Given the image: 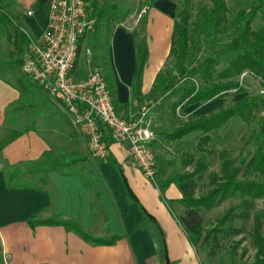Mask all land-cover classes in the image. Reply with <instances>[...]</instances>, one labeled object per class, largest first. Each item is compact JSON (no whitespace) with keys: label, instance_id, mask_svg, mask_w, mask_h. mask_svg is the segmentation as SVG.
I'll return each mask as SVG.
<instances>
[{"label":"crops","instance_id":"0c3cea01","mask_svg":"<svg viewBox=\"0 0 264 264\" xmlns=\"http://www.w3.org/2000/svg\"><path fill=\"white\" fill-rule=\"evenodd\" d=\"M45 1H48L49 8L50 0ZM13 7L17 8L15 4ZM48 8L40 24L41 32L47 24ZM28 9L33 12V19L27 21V16L26 23L31 26L34 22H40L37 18L38 9L32 4ZM170 9L164 5L162 13L154 9V15H150L153 21L148 27L150 40L145 38L149 56L139 94L132 90L136 54L134 32L116 28L110 36L109 65L113 74L111 94L116 109L124 116L131 113L125 112L130 100L144 98L153 89L155 77L169 56L175 19L169 25L164 12H170ZM119 30L125 31V34ZM115 33V53L127 45L125 47L130 56L122 59V62L130 61V66L121 65L120 57L114 58V61L112 59ZM164 37L166 46L158 54L156 47ZM5 87L4 80L0 78V264L200 263L177 221L175 209L180 214L184 208L179 202L182 194L174 183H169L165 189V195L176 203L175 209H172L167 205L166 197L163 202L157 197L155 182L142 174L128 152L127 143L110 139H107L108 155L114 161L113 164L105 159L92 158L86 153L88 147H84L83 155L88 158L79 164V169L90 186H86L77 174H64L58 169L47 173L37 171L35 168L40 165L43 154L46 151H50L51 155L55 152L51 136L60 134L58 136L61 138L72 141L76 138L75 133L70 129V134H62V130L73 127L64 117L61 126L49 120L52 126L48 129L34 126L10 130L5 124V110L15 100L16 89L11 88L13 93L7 96L8 89ZM82 134L78 136L83 137ZM6 165L20 168L16 182L37 184V187L8 186L4 170ZM42 178L45 183L40 182ZM33 215L40 219L56 216L75 220L93 237L105 241L117 238L113 242L95 244L62 225L32 226L28 220Z\"/></svg>","mask_w":264,"mask_h":264},{"label":"trees","instance_id":"16d2710c","mask_svg":"<svg viewBox=\"0 0 264 264\" xmlns=\"http://www.w3.org/2000/svg\"><path fill=\"white\" fill-rule=\"evenodd\" d=\"M86 1L94 9L97 23L100 18L107 16V6L98 7L96 1ZM206 1L209 4L206 15L194 18L193 21L192 0H181L170 39L169 56L173 59V65L169 70L159 71L155 77L153 88L160 96L177 87L180 80L188 78L192 74L197 73L201 78L199 85L194 83L183 85L182 93L171 104L173 114L177 107L184 109L229 94L246 93L247 90L243 86L244 76L241 77L244 72L257 80L260 89L264 90V0H253L249 10L240 8L235 13H230L227 0ZM3 6L4 0H0V31L4 35L5 24L10 23L8 20H14L15 17H6L5 15H8L9 12L3 11L2 13ZM257 17L261 24L253 29L252 24ZM17 23L19 24V22ZM19 25L21 26V23ZM16 26L18 25L16 24ZM18 27L14 38L5 32V38L13 44L15 49L16 58L11 62L13 65H20V56L23 55L27 44L26 35ZM133 37L136 54L132 88L139 94L149 52L147 45L139 41L135 33H133ZM209 37L213 38L217 46L216 49L206 53L197 65H193L196 62L193 48L198 38L207 41ZM229 54H233V57H224ZM4 64V61H0V78L3 80ZM221 64L223 66L219 69ZM177 68L181 69L179 79L173 74ZM26 82L28 81L24 76L17 77V87L22 94L32 91ZM36 91L39 93V99L31 97L30 99L39 105L31 102L26 105L28 108L41 107L42 98L46 102L48 101L46 93L40 87L37 86ZM263 105L264 93H247L232 103L220 104L212 111L180 120L177 126L167 134L168 140L176 141L192 132H199L197 148L203 149L211 139L210 132L221 128L232 118L237 117L241 122L253 123L256 126L245 140L248 144L255 142L254 146L243 155L241 154L237 162L234 161L229 149L222 148L217 153L218 170H209L210 163L205 155L196 157L190 151H184L182 166L183 168L192 166L191 170L185 169L180 173H174L169 180L177 185L182 194L179 202L184 209L180 214V221L184 229L192 243L200 242L201 248L206 250L210 259L218 253L219 242L222 238L242 233L245 230V223L250 220L248 235L250 244L254 248L253 258L250 261L241 260L238 263L230 262L229 264H264V207L255 209L256 200H261L264 203V114L260 115L257 112V109ZM87 158L84 155L79 159L62 160L57 157L53 158L51 152L46 151L40 165L35 169L42 173L58 169L64 174H77L86 186H90L81 169L76 167ZM105 160L114 163L109 155L105 157ZM69 168L71 169L68 170ZM4 170L8 186L37 187V184L16 182V174L21 171L19 167L6 165ZM203 179L206 180V185L204 189L198 190L199 182ZM40 182L45 183V179H40ZM231 197H241V199L238 204L226 209L216 219L215 225L209 229L205 228L202 222V211L210 210ZM253 209L255 211L252 213ZM237 221H241V224L238 225ZM28 223L32 226L38 224L62 225L82 239L95 244L113 242L117 238L105 241L93 237L77 221L56 216L40 219L37 215H33L29 218ZM238 244L239 240L235 241L232 247L233 252L236 248L235 245Z\"/></svg>","mask_w":264,"mask_h":264},{"label":"rangeland","instance_id":"374dc122","mask_svg":"<svg viewBox=\"0 0 264 264\" xmlns=\"http://www.w3.org/2000/svg\"><path fill=\"white\" fill-rule=\"evenodd\" d=\"M13 1V2H12ZM93 1V0H89ZM96 1L98 7L107 6V16L104 18H100L96 28L94 31L88 33L81 43V52L79 53V60L77 67L82 68L81 73L86 70V66L98 67L104 73L108 83L110 90L113 88L111 84L112 72L110 68V34H112L113 30L116 28H123L127 31L134 32L136 38L142 43H146L145 38L149 39L148 36V27L151 23L150 15L152 14V10H156L159 13H162L164 9V5L171 7L170 12H164L167 14V19L165 21L169 22V25L173 22L176 17V12L180 7L181 0H94ZM253 0H227V6L230 10V13H235L240 8H245L246 10L250 9ZM6 4H8L6 6ZM13 4L16 5L17 8L13 7ZM32 4V7H35L37 10V18L40 22H34L31 26H29L25 18L27 17L24 11H27V7ZM40 4V5H39ZM38 5V6H37ZM208 2L206 0H192V15L193 21L194 18L202 17L206 15V10L208 8ZM144 6H147L148 9L145 13H142V9ZM4 9L3 11L9 12L6 17L11 16L14 20H8L10 23H6L4 27V35L0 31V61H4V85L7 87L8 91L7 96H11L12 89H16L15 92V100L6 108V126L15 129H26L30 127H42L48 129L49 126H52V123L49 122L54 120L56 123H59L61 126V121L64 120V117L68 119L67 114L64 109L57 105L47 94V102L42 98L41 99V107L36 108H28L26 105L34 102L31 98H38L39 93H37V86L29 80L26 76L21 72V63L23 61L25 51L21 57L20 65H13L11 62L16 58L15 49L11 42H9L5 38V32H7L10 36L14 38L15 31L18 29L26 35L28 33L31 36L37 37L39 33H41L40 24H42V19L47 15L48 1L41 0H4ZM152 7H155L152 9ZM166 7V6H165ZM23 8V9H22ZM151 8V9H150ZM21 9V10H17ZM31 9V8H30ZM29 10V9H28ZM33 10V9H31ZM34 11V10H33ZM33 14V12H32ZM158 14V13H157ZM155 14V15H157ZM19 16V17H17ZM32 16V15H31ZM28 16L27 21L33 17ZM156 20L157 18L154 17ZM18 26H16V24ZM19 24L21 23V26ZM155 22V21H154ZM153 23V21H152ZM261 24L259 17H257L252 24V28H257ZM152 25V24H151ZM42 28V27H41ZM26 33H25V32ZM43 31V30H42ZM123 34L125 31L119 30ZM168 33V32H167ZM117 33L113 35L112 39V59L120 57V64L123 66H130V61L123 63L122 59H127L130 56L128 49L123 46L119 49V53H115L114 49V38ZM169 34V33H168ZM27 36V35H26ZM28 38V37H27ZM166 38L164 37L163 41L159 42L157 45L156 52L160 54L165 46H166ZM153 42V39H151ZM215 42L212 37H209L207 41H204L202 38H198L195 47L193 48V53L196 57V62L193 65H197V63L208 53L209 51L216 49ZM227 58L233 57V54H229L224 56ZM224 59V58H223ZM8 63V64H7ZM173 65V59L171 56H167L165 61L160 68V71L169 70ZM222 64L219 66V69L222 68ZM189 68V67H188ZM181 73V69L177 68L173 71V74L177 79H179ZM24 76L28 82L26 85L31 87V92L28 94H22L17 87V77ZM180 84L174 89L166 92L164 95L160 96L159 93L153 88L144 98H140L137 101L134 99L130 100L126 105V111L134 113L140 110L142 107L148 108L149 117L151 120L152 128L154 130V139L151 141L150 147L154 153L155 161H156V170L155 174L150 179L152 182H155V189L157 191V197H159L160 201L163 202L165 197L167 198V205L171 206L172 209H175L176 203L172 202L168 196L165 195L166 186L170 182V178L173 177L174 173H180L182 171L191 170L192 166H187L183 168L182 159L184 157V151H190L196 157L199 155H205L206 159L210 163L209 170L217 171L219 168V161L217 157V153L222 148H227L231 152V156L234 158V161L237 162L238 159L243 155L247 150L254 146L255 142L252 144H248L245 142L247 137L250 135L251 130L256 126L253 123H244L241 122L237 117L232 118L227 124L222 126L219 129L210 132L211 139L209 143L203 149L197 148V140L200 136L199 132H192L179 140L170 141L167 138V134L177 126V123L180 120H185L192 115H200L202 113H207L209 111L214 110L220 104H227L236 101L237 99L245 96L247 93H257L261 90L257 80L251 77L249 74H245L243 77V86L247 90L246 93L243 94H229L225 97L213 99L209 102L203 104H195L188 106L184 109H179L177 107L175 114H173L171 110V104L178 99L180 94L182 93L183 85L185 83H194L195 85H199L201 83L200 76L195 73L189 76L188 78H184L180 80ZM5 87V88H6ZM133 90V89H132ZM134 91V90H133ZM264 93V92H263ZM39 99V98H38ZM50 101V102H49ZM114 102V100H113ZM36 105L39 103L34 102ZM51 104V105H50ZM57 108V109H56ZM8 112V113H7ZM258 114H264V106L257 109ZM50 117V118H48ZM70 124V123H68ZM71 125V124H70ZM63 129V128H62ZM74 132V136L78 139L61 138L60 134L57 136H51L50 140L53 141V146L55 152H53V158H59L62 160H70L74 158L83 157L84 147H88L87 139L84 134L80 133V131L74 128H65L62 130V134H70L69 131ZM11 130V129H10ZM53 134V133H52ZM83 135L80 137L78 135ZM64 136V135H62ZM76 141V142H75ZM107 142V141H106ZM109 144V143H108ZM107 144V147H108ZM207 150V151H206ZM208 151H210L208 153ZM89 154V150L86 152ZM90 156V154H89ZM96 159V158H95ZM103 160V159H100ZM76 167H79L76 166ZM69 168L68 170H70ZM205 179V178H204ZM202 180L199 182L198 190L204 189L206 185V180ZM24 181V180H23ZM160 182V183H159ZM175 184V183H174ZM176 185V184H175ZM177 186V185H176ZM241 197H231L222 201L218 206L213 207L210 210L202 211V222L205 228H211L215 225L216 219L230 206L236 205L239 203ZM260 207H264V203L261 200L255 201V209ZM252 210V213L255 211ZM175 213L177 216L178 224L180 228L184 231L185 239L187 244L194 250L196 259L199 260V264H229L230 262H240L241 260L250 261L254 255V248L250 244V238L248 235V231L250 228L251 221L245 223V230L236 235V236H227L220 240L218 250L216 256L210 259L205 249H202L200 246V242L195 243L190 240L187 231L184 229L180 221V214L177 213L175 209ZM240 222V223H239ZM237 221V224H241V221ZM239 240V244L235 245V251L233 252L232 247L235 241ZM243 252V253H242ZM243 255V257H240Z\"/></svg>","mask_w":264,"mask_h":264},{"label":"built area","instance_id":"2783aa9c","mask_svg":"<svg viewBox=\"0 0 264 264\" xmlns=\"http://www.w3.org/2000/svg\"><path fill=\"white\" fill-rule=\"evenodd\" d=\"M48 9L47 24L37 37L24 31L28 38L21 72L64 109L71 126L85 135L92 158L105 159L107 139L125 142L142 174L152 178L155 134L148 108L122 115L102 70L90 64L82 74L77 67L83 38L95 30L94 9L86 0H50Z\"/></svg>","mask_w":264,"mask_h":264}]
</instances>
